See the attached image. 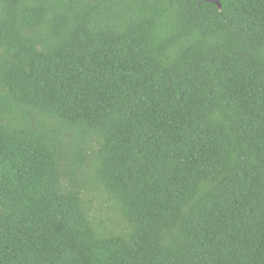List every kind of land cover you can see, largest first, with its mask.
<instances>
[{
    "label": "trees",
    "instance_id": "obj_1",
    "mask_svg": "<svg viewBox=\"0 0 264 264\" xmlns=\"http://www.w3.org/2000/svg\"><path fill=\"white\" fill-rule=\"evenodd\" d=\"M0 0V264H264V0Z\"/></svg>",
    "mask_w": 264,
    "mask_h": 264
},
{
    "label": "water",
    "instance_id": "obj_2",
    "mask_svg": "<svg viewBox=\"0 0 264 264\" xmlns=\"http://www.w3.org/2000/svg\"><path fill=\"white\" fill-rule=\"evenodd\" d=\"M199 1H201V2H207V3H212V4H214L217 7V9L219 11L221 9V5H220V1L221 0H199Z\"/></svg>",
    "mask_w": 264,
    "mask_h": 264
}]
</instances>
